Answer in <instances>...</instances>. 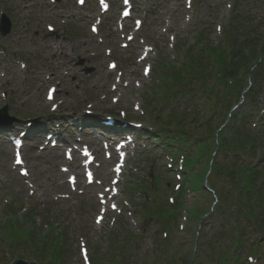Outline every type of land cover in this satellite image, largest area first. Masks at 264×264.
<instances>
[{"label":"rangeland","instance_id":"1","mask_svg":"<svg viewBox=\"0 0 264 264\" xmlns=\"http://www.w3.org/2000/svg\"><path fill=\"white\" fill-rule=\"evenodd\" d=\"M110 2V12L102 15L99 0H86L84 6H79L78 0H0V17L4 13L13 23L11 34L7 38L0 36V108L8 105L10 114L18 118L10 131L15 127L20 130L47 128L37 136L41 143L32 141L35 135L25 138L23 152L28 177H22L21 169L13 164V143L9 137L18 139L19 136L14 132L11 136L0 132V264H9L17 258L36 261L33 249L34 244L37 250L42 247L40 235L47 236L45 245H51L54 251V240L49 236L53 231L63 232L57 242L64 253L55 250L57 264H85L82 249H86L90 258L100 250L92 258L93 264H188L183 263L185 257L191 258L189 261L193 264H264V230L260 232L254 227L251 230L246 222L251 221L253 226L264 229V223L257 219L258 213L264 214V188L258 195L261 199L250 200L237 190L242 186L251 187L246 178L255 186L264 179V128L256 130L261 123L257 106L262 111L264 109L259 82L253 83L250 92L242 99L240 89L248 85L247 77H242L237 85L240 89L235 90L234 97L226 104L223 96L217 95L218 84L214 78L206 75L200 80L193 76L199 70L197 65L205 67L208 64L205 52L194 45L195 36L204 37L212 46L223 43L222 32L230 29L232 20L243 34L248 30H252L250 34L260 33L261 30L257 32L255 29L264 27V0H192L190 6L188 0H134L133 17L142 22L138 31L133 20H127V28L120 30L117 18L121 0ZM94 26L99 28L97 34L93 32ZM190 48L194 53L188 52ZM142 51L149 56L147 62H141ZM196 55H201L204 60L201 62ZM191 56L194 60L190 61ZM78 57L86 58L87 65L93 66L95 71L90 75L81 73V69L73 64ZM111 62L117 64L113 71ZM184 62L187 67L182 69L177 80L178 87L171 86L170 83L177 78L174 74L180 72V65ZM148 65L149 74L144 70ZM169 71L173 73L170 75ZM161 78L162 81L165 79L164 83ZM54 86L57 91L54 101L50 102L47 91ZM191 91L210 96L207 107L197 114V119L207 115L204 118L214 123L212 134L215 135L222 125L223 130L218 133L228 138L231 130L242 129L237 140L230 143L234 145L232 148L237 147L235 143H242L244 161L228 151L229 145L212 157L217 163L214 167L217 173L210 180L212 185L225 191L221 193L225 198L223 203H217L216 195L205 193L200 185V189L193 188L195 193L185 190L183 204L177 202L179 192L175 184L183 182L178 180L174 169L184 165L183 157L179 154L170 160V154L175 152L172 151L174 147L188 149L179 144L178 134L175 136L173 131L193 130L198 138L201 136L199 128L204 124V121L198 124L194 116L181 108H174L173 102L177 103L179 98L187 100L195 95ZM115 99L118 101L114 103ZM220 100L225 104L219 105L213 113ZM187 102L188 107L196 108L205 103L199 94L196 101ZM234 103L238 106H234L229 117ZM53 108L58 109L53 111ZM87 110L91 115L85 114ZM239 114L243 119L233 120ZM109 115L121 122H118L119 126L133 121L138 127L130 135L132 145L127 149V165L118 183L120 193L114 199H111L112 190L107 192L114 178L112 173H96V182L90 186L86 185L83 172L76 185H69L67 176L78 175L80 170L65 174L62 171L64 176L57 178L56 168L53 169L50 163L55 161L61 169L65 166L66 146L53 148L46 140L47 132L55 128V118L63 119L61 129L66 131L75 146L82 139L78 135L80 132L85 135L89 131L94 137L103 132L107 135L101 128L97 129V123ZM37 118L39 122L28 126L30 119ZM88 119L94 122L95 129L85 126ZM165 119L178 122L168 125L173 131L153 122L165 123ZM127 127L133 126L127 124ZM248 132L255 135L256 140L241 141L240 138L245 139ZM73 135L77 136L76 140ZM214 138H208V145L201 149L202 157L195 161L199 166H194L186 174L196 170L200 176L205 172ZM167 145L172 147L168 151L164 150ZM246 145L250 150L245 149ZM97 146L95 156L99 168L106 163L111 172L117 156L106 160L108 151H104L102 143ZM170 164L172 168L165 169ZM219 167L226 177L225 174L220 176ZM45 168H51V172L45 174ZM251 168L255 172L248 173L252 172ZM231 169L232 173L238 171L232 174V178ZM49 175L55 176L58 184L65 183L69 191L57 187L52 190L48 184ZM156 176L160 179L158 191L154 185ZM197 176L191 180L192 186L197 185ZM172 181L174 185L170 183ZM42 182L48 190L45 194L42 193ZM139 183L145 186L140 185L137 189ZM261 184L264 187V182ZM246 189L242 191L243 195ZM101 193L106 195L109 203L105 207L98 198ZM233 196L237 201L235 204ZM258 202L259 207L256 206ZM240 203L244 204L243 208ZM112 205L118 207L117 211L110 209ZM260 209L257 215L253 212ZM103 210H107V215H103L104 220L98 223L97 216ZM223 228L226 232L222 233ZM28 230L32 231L29 241L25 237ZM254 249L258 254L253 253Z\"/></svg>","mask_w":264,"mask_h":264},{"label":"trees","instance_id":"2","mask_svg":"<svg viewBox=\"0 0 264 264\" xmlns=\"http://www.w3.org/2000/svg\"><path fill=\"white\" fill-rule=\"evenodd\" d=\"M239 20V19H237ZM230 29L228 30L227 39L228 46L222 50L216 52L214 48L213 59H208V63H214V65L207 64L205 67L202 64L197 65L196 68L199 70L194 72L193 74L196 76L195 78L204 79L206 75H211L213 71L215 72V77L219 80V83L222 82L225 84V90H227V94L231 96L236 89H240V86H237L240 81H242V77L248 76L249 69L256 65L258 60L261 57H264V33L262 35L250 34V31H247L246 34H243V31L239 30L234 25V20H232V24H230ZM261 42L258 46L255 47V43ZM258 45V44H257ZM226 53H229L225 56ZM228 57V58H227ZM202 62V60H200ZM206 68V69H201ZM241 70L244 73H241ZM252 82H262L264 83V60L262 63L253 71ZM232 85V86H231ZM264 85V84H263ZM245 88H243L244 90ZM237 90V91H238ZM241 91V90H240ZM217 95L223 96V92L220 94L219 91H216ZM240 117V116H239ZM238 118H234L235 121L239 120ZM241 118V117H240ZM243 119V118H242ZM208 124V123H207ZM211 127V121L209 125ZM236 135L239 137L241 130H234ZM247 136L242 138L243 140H256L255 135H251L249 132L246 133ZM249 134V135H248ZM235 135V137H236ZM221 142H226L221 138ZM252 181V180H251ZM249 180V184L253 185V182ZM264 188V187H262ZM259 191V190H258ZM261 192V191H260Z\"/></svg>","mask_w":264,"mask_h":264},{"label":"bare ground","instance_id":"3","mask_svg":"<svg viewBox=\"0 0 264 264\" xmlns=\"http://www.w3.org/2000/svg\"><path fill=\"white\" fill-rule=\"evenodd\" d=\"M6 130H8V128H6V127H4ZM20 128V127H19ZM96 150V149H95ZM59 161V160H58ZM77 161H80V159L79 158H77ZM76 161V163H72L74 166H73V168L75 169L76 168V170H81V166H80V163L79 162H77ZM51 164V166L53 167V169L54 168H56L55 169V171H56V177L57 178H62L63 177V174L59 171L60 170V168H57L56 166V162L54 161V163L52 162V163H50ZM70 166H71V164H70ZM108 164H105V167L103 168H101L100 170L99 169H97V172H101L102 170H104V169H106V170H104L103 172H107L108 174H110V172L107 170V168H108ZM58 169V170H57ZM51 172V168H45V170L43 171L45 174L47 173V172ZM52 173H54V171L52 172ZM55 176H53V175H51V177H50V175H49V182H48V184L50 183V185L49 186H52L51 188H52V190H54V187H57V188H60V189H65V191L67 190V187H66V184L65 183H61V184H58V181H57V178H56ZM42 185H43V194H45L46 193V190H47V188H46V186H45V184H44V182H42ZM48 191V190H47ZM67 191H69V190H67Z\"/></svg>","mask_w":264,"mask_h":264},{"label":"water","instance_id":"4","mask_svg":"<svg viewBox=\"0 0 264 264\" xmlns=\"http://www.w3.org/2000/svg\"><path fill=\"white\" fill-rule=\"evenodd\" d=\"M8 24L9 23H8L7 20L3 21V24H2V32H3V34H6L9 31V25ZM14 264H28V263H25L23 261H16ZM31 264H35V263H31Z\"/></svg>","mask_w":264,"mask_h":264},{"label":"snow or ice","instance_id":"5","mask_svg":"<svg viewBox=\"0 0 264 264\" xmlns=\"http://www.w3.org/2000/svg\"><path fill=\"white\" fill-rule=\"evenodd\" d=\"M81 2H82V0H81ZM89 175H91V174H89Z\"/></svg>","mask_w":264,"mask_h":264}]
</instances>
